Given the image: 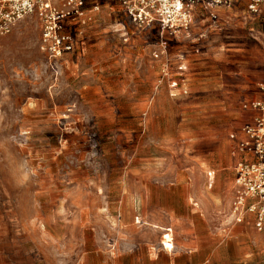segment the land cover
Instances as JSON below:
<instances>
[{
    "label": "rangeland",
    "instance_id": "1",
    "mask_svg": "<svg viewBox=\"0 0 264 264\" xmlns=\"http://www.w3.org/2000/svg\"><path fill=\"white\" fill-rule=\"evenodd\" d=\"M236 7L223 30V57H232L223 66L264 78V1L256 14L247 4ZM86 10L82 19L68 22L75 50L58 62L40 50L42 27L36 17L0 39V201L5 219L19 215V257L13 264H74L94 240L113 258L123 247L143 243L170 251L177 241L176 231L155 229L167 227L147 222L137 207L124 206L123 191L115 185L125 181L126 127L99 117L110 116L113 108L102 103L114 99L115 115L122 118L128 114L127 100L139 104L129 91L148 62L159 64L160 76L162 62L153 58L160 29H138L118 3L88 0ZM187 40L172 39L169 54L192 50ZM224 77L229 85V75ZM92 184H111V190Z\"/></svg>",
    "mask_w": 264,
    "mask_h": 264
},
{
    "label": "crops",
    "instance_id": "2",
    "mask_svg": "<svg viewBox=\"0 0 264 264\" xmlns=\"http://www.w3.org/2000/svg\"><path fill=\"white\" fill-rule=\"evenodd\" d=\"M246 4L242 0L233 6L208 8L203 0H196L191 7L194 24L177 39H189L193 49H178L171 55L185 57L187 95L181 91L173 95L167 85L157 90L159 64L148 62L137 74V86L129 91L139 97V104L132 106L127 100L126 116L115 115V99L102 103L113 110L110 116L101 114V120L112 126L123 121L127 129L123 131L129 144L125 181L115 188L123 191L124 206L137 207L144 220L167 227L155 229L176 231L173 252L142 243L135 249L121 248L113 258L110 250L94 240L93 248L81 249L74 264H264V232L256 229V216L247 214L241 224L233 223L231 217L235 166L243 159L232 137L241 138L243 128L258 115L244 110L243 104L264 99L259 92L263 77H248L240 68L223 66L232 59L223 57V30L231 25L228 18L238 11L236 5ZM97 40L100 46L102 41ZM177 65L173 62L174 69ZM226 74L229 85L224 81ZM249 93L253 97L245 99ZM92 185L111 190V184ZM3 214L1 200L0 261L13 264L14 256L19 257V215L5 219Z\"/></svg>",
    "mask_w": 264,
    "mask_h": 264
},
{
    "label": "built area",
    "instance_id": "3",
    "mask_svg": "<svg viewBox=\"0 0 264 264\" xmlns=\"http://www.w3.org/2000/svg\"><path fill=\"white\" fill-rule=\"evenodd\" d=\"M88 0H0V39L13 33L20 22L29 17L39 19L42 27L40 50L54 62L75 50V38L66 31L70 21L82 19ZM118 3L125 16L138 29L158 26L160 41L153 53L161 61L157 90L167 85L170 91L187 95L183 62L185 57L172 58L170 41L187 34L194 24L191 7L196 0H105ZM234 0H204L217 8ZM264 0H248L249 11L256 14ZM98 10V5L95 6ZM173 62L178 63L176 69ZM264 95V86L260 88ZM243 109L258 115L243 128L237 140V152L243 156L235 166V200L232 207L233 223L241 224L247 214L256 216L255 227L264 232V99L245 102ZM136 222L141 224L139 218ZM167 237V236H166Z\"/></svg>",
    "mask_w": 264,
    "mask_h": 264
}]
</instances>
